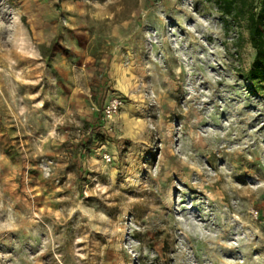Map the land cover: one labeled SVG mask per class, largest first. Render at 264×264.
<instances>
[{
	"label": "rangeland",
	"instance_id": "obj_1",
	"mask_svg": "<svg viewBox=\"0 0 264 264\" xmlns=\"http://www.w3.org/2000/svg\"><path fill=\"white\" fill-rule=\"evenodd\" d=\"M252 2L0 0V264H264Z\"/></svg>",
	"mask_w": 264,
	"mask_h": 264
},
{
	"label": "trees",
	"instance_id": "obj_2",
	"mask_svg": "<svg viewBox=\"0 0 264 264\" xmlns=\"http://www.w3.org/2000/svg\"><path fill=\"white\" fill-rule=\"evenodd\" d=\"M218 5L220 13L227 17L240 18L244 15L243 7L246 0H208ZM247 33L255 55L247 73V82L257 89L264 84V0H254L249 5L246 16Z\"/></svg>",
	"mask_w": 264,
	"mask_h": 264
},
{
	"label": "built area",
	"instance_id": "obj_3",
	"mask_svg": "<svg viewBox=\"0 0 264 264\" xmlns=\"http://www.w3.org/2000/svg\"><path fill=\"white\" fill-rule=\"evenodd\" d=\"M116 108L117 107L114 104H111V105L106 106L105 109H104L105 116L110 117L114 113V111L116 110Z\"/></svg>",
	"mask_w": 264,
	"mask_h": 264
}]
</instances>
